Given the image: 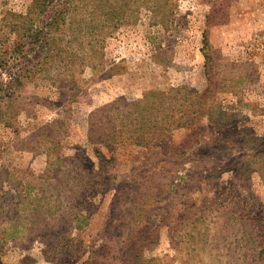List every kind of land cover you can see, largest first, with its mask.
<instances>
[{
  "label": "rangeland",
  "instance_id": "rangeland-1",
  "mask_svg": "<svg viewBox=\"0 0 264 264\" xmlns=\"http://www.w3.org/2000/svg\"><path fill=\"white\" fill-rule=\"evenodd\" d=\"M44 7L0 0V264H122L129 248L147 264L252 263L239 217L263 243L264 0ZM180 86L207 89L191 128L89 141Z\"/></svg>",
  "mask_w": 264,
  "mask_h": 264
},
{
  "label": "trees",
  "instance_id": "trees-1",
  "mask_svg": "<svg viewBox=\"0 0 264 264\" xmlns=\"http://www.w3.org/2000/svg\"><path fill=\"white\" fill-rule=\"evenodd\" d=\"M50 1L51 0H33V5L43 9ZM179 88L180 89H177V91H180L181 98L178 99L175 96L170 102L165 101V97L168 95H160L159 91L151 90L146 92V99L144 101H138L137 103L128 105L127 107L130 109L129 111H121L120 116L116 119V121H118L116 125H107L105 127L94 128L92 130L90 126L87 133L89 141L92 143L100 142L123 145L132 143L133 145L143 147L153 144L158 140V134L169 129L174 124L175 127L184 126L191 128L192 125H189V123H187L188 121L184 119V113H188L189 111L191 114L195 113V115H198L199 110L202 109L201 103H203V101L207 98V89L202 92H198L196 90L188 89L185 86H180ZM177 100H179V102L172 105V103ZM192 100L197 101L196 109L192 107L194 102ZM169 103L170 105L166 106ZM182 108H187V110L183 113H179L183 110ZM190 123H192L191 119ZM97 129H100V131H95ZM51 149H58V141L52 145ZM62 158L63 157L56 156V159L53 161L59 162ZM53 161H51L50 164H53ZM212 205H215V202H212ZM218 207L226 208L225 205L221 206V204H219ZM220 217L221 214L218 213L217 219ZM203 218L204 214L200 212L199 219L201 220ZM254 219V216H251V214L247 215V217H245V215L239 217L242 232L241 238L246 244H248L244 255H248L251 258L254 251H256L254 257L251 258L252 263L250 264L264 261V242L262 243V235H260L261 232H254L252 226L250 225ZM196 220H194V222ZM39 221L40 220H38V222ZM201 224L205 226V223L201 222ZM257 247H260V250L257 249ZM131 258L135 259L133 263L131 262ZM89 259H92L91 263L94 262L93 258L89 257L84 260L83 264H90ZM114 259L119 260L122 264H147L144 262L143 256H140V251L133 253V250L130 248L124 251V258L115 257Z\"/></svg>",
  "mask_w": 264,
  "mask_h": 264
}]
</instances>
